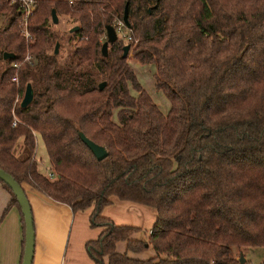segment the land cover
Masks as SVG:
<instances>
[{"label": "trees", "instance_id": "trees-1", "mask_svg": "<svg viewBox=\"0 0 264 264\" xmlns=\"http://www.w3.org/2000/svg\"><path fill=\"white\" fill-rule=\"evenodd\" d=\"M36 1L27 38L19 5L0 0V167L73 211L93 207L90 223L103 227L85 244L94 264H239L244 247H264V0ZM118 20L126 35L104 55L106 27ZM130 58L156 64L167 113ZM28 82L34 98L21 106ZM79 130L108 155L98 159ZM0 181L21 212L25 246L21 206ZM113 196L156 209L147 237L103 214Z\"/></svg>", "mask_w": 264, "mask_h": 264}, {"label": "crops", "instance_id": "crops-1", "mask_svg": "<svg viewBox=\"0 0 264 264\" xmlns=\"http://www.w3.org/2000/svg\"><path fill=\"white\" fill-rule=\"evenodd\" d=\"M37 144L36 157L39 158V146L45 147L40 135L37 136ZM22 146L23 138H20L16 152H20ZM44 158L48 161L47 150ZM25 189L34 215L33 264H94L85 244L97 238L103 227L91 225L93 207L73 211L69 204L55 200L29 184L25 185ZM11 199L10 191L0 181V264H21L22 261L24 228L19 208L16 205L9 206ZM144 205L113 196L112 202L102 212L117 224L137 226L141 230L147 229L149 233L156 221L157 211ZM124 241L117 244L118 250L122 252L127 250V242L123 245L125 249L119 248V244Z\"/></svg>", "mask_w": 264, "mask_h": 264}, {"label": "water", "instance_id": "water-1", "mask_svg": "<svg viewBox=\"0 0 264 264\" xmlns=\"http://www.w3.org/2000/svg\"><path fill=\"white\" fill-rule=\"evenodd\" d=\"M52 18L55 23L59 21L58 14L56 10L52 9ZM123 20L125 23L128 22V11H127V5L125 8V13ZM79 28L78 25L73 26L70 28L71 31H75ZM106 36L107 39L102 44V52L104 55H108L109 51V44L113 41H115L118 37V31L116 27L113 24H108L106 27ZM60 47V41H57L55 44V53L59 52ZM130 44L127 43L124 46V52L123 56H127L129 53ZM106 84V81H101L99 84L100 88H103ZM34 98V88L31 82H28L25 88L24 95L21 99V106H27ZM79 135L82 138V140L90 147V149L93 151V153L97 156L98 159H103L108 155L107 148L95 142L91 138H89L84 131L79 130ZM0 178L8 183L10 187L12 188L14 194L17 196V199L19 201V204L21 206V211L24 215L25 220V246H24V254H23V260L22 264H33V258H34V251H35V225H34V215L32 206L30 203V200L28 198V195L22 186V184L8 171L0 167ZM246 260V257L244 254L240 257V264H244Z\"/></svg>", "mask_w": 264, "mask_h": 264}, {"label": "rangeland", "instance_id": "rangeland-1", "mask_svg": "<svg viewBox=\"0 0 264 264\" xmlns=\"http://www.w3.org/2000/svg\"><path fill=\"white\" fill-rule=\"evenodd\" d=\"M60 26L62 27V30L64 32V31H67V29L70 25H67L65 23H61ZM120 31L121 32L119 34L124 35L126 33V30L124 29V27H122V29ZM65 36H66L65 40H67L70 36L72 37L73 36L72 31H71V33L67 32L65 34ZM68 52H69V48L67 49V47L65 48V45H63V46L60 45L59 54H60L61 59L66 58ZM129 61H130V64H132L134 70L136 71L141 83L149 91V93L154 98V100L158 103L160 109L164 113H167L170 109L171 103H170V100L167 97V95L162 90H157V88L155 86L154 73L156 71V64L155 63H145V64L138 63V64H136L135 60L132 58H130ZM38 151H39V154H41L40 155L41 158L40 157L38 158V163L42 169H46L48 166V161L44 158L46 148L43 146L42 147L39 146ZM144 206H147L151 209L156 210L155 208H153L149 205H144ZM84 210H86V209H84ZM78 211H83V210H78ZM148 235H149L148 230L143 229L141 231L135 232L132 235V237L133 238H145ZM125 243H126V241L121 242L119 244V248L125 249V247H123V245H125ZM243 252H244L245 257H246V264L248 262H256V263L260 264L264 260V247H262V246L244 247ZM153 253H154L153 249L150 248L147 251L140 252V253L136 254V256L145 258V257L152 255Z\"/></svg>", "mask_w": 264, "mask_h": 264}, {"label": "built area", "instance_id": "built-area-1", "mask_svg": "<svg viewBox=\"0 0 264 264\" xmlns=\"http://www.w3.org/2000/svg\"><path fill=\"white\" fill-rule=\"evenodd\" d=\"M11 3H16L17 5H19L21 11H22V17H23V21H22V26H23V34L29 38L30 37V32L27 28L28 26V19H29V16L33 13V11L36 9L37 7V1L36 0H9ZM124 25V22L122 20H118L117 21V31H118V34L121 32L120 30L122 29V27ZM126 35V33L124 34ZM128 37H130V35H128ZM26 59L30 62H33V57L31 55H27L26 56ZM16 66L19 65V63H16L15 64ZM13 80L15 81H18V75L15 74L13 76ZM16 119L14 120L13 124H16ZM49 175L50 176H54V173L53 172H49ZM240 264V263H239ZM246 264V261L245 263ZM247 264H259V263H256V262H248ZM260 264H264V260L262 261V263Z\"/></svg>", "mask_w": 264, "mask_h": 264}]
</instances>
